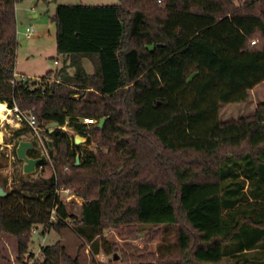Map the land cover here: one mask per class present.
Listing matches in <instances>:
<instances>
[{
    "label": "trees",
    "instance_id": "trees-1",
    "mask_svg": "<svg viewBox=\"0 0 264 264\" xmlns=\"http://www.w3.org/2000/svg\"><path fill=\"white\" fill-rule=\"evenodd\" d=\"M18 1L0 0V102L33 110L52 141L44 156L29 138L39 173L19 168L0 196V232L17 238L18 253L39 227L70 226L93 243L108 226L135 238L147 226L177 225L176 240L145 255L130 244L103 242L102 250L111 264H264V102L218 117L221 103L245 101L264 81V0L59 4L61 67L11 82ZM51 122L59 127L49 132ZM28 132L26 124L10 139ZM76 133L87 141L74 144ZM61 185L81 197L79 214L58 197ZM53 208L71 224L52 222ZM40 251L45 263L79 264L58 244Z\"/></svg>",
    "mask_w": 264,
    "mask_h": 264
},
{
    "label": "rangeland",
    "instance_id": "rangeland-1",
    "mask_svg": "<svg viewBox=\"0 0 264 264\" xmlns=\"http://www.w3.org/2000/svg\"><path fill=\"white\" fill-rule=\"evenodd\" d=\"M242 0H236L241 2ZM118 0H20L15 6L16 29L18 46L16 50L15 71L20 75L29 76L36 80L46 76L48 70H58L62 65V56L57 53L55 40V23L52 16L56 5L69 4H111ZM27 27H33L34 33L26 37ZM87 70L90 66L86 65ZM25 73V74H24ZM77 97V95H76ZM264 102V81L249 90L248 98L243 102H228L219 105L218 117L220 120H229L254 111L259 103ZM6 104V103H5ZM25 121H18L15 113L8 108L0 110V181L4 183L6 190H11L16 180L18 170L22 167V161H17L13 155V148L18 139H10L14 129L25 126ZM65 130L69 131L67 127ZM31 137L30 132L23 136L25 140ZM88 147V145H87ZM95 150V143L89 147ZM50 168L44 169L43 175L50 173ZM39 171L34 173L36 175ZM70 188V187H69ZM73 192V189L71 188ZM74 193V192H73ZM62 199L69 212L79 214L81 197L66 199L62 193ZM167 224L164 225L166 228ZM165 231L161 227L147 226L140 231L135 238L122 235L121 226H108L96 237V241L89 243L80 237L70 226L55 227L51 225L44 233L37 228L31 233V241L24 254L18 253L17 238L11 234L0 232V264H49L45 263L40 251V245L58 244L63 246L71 257L78 256L79 264H111L112 253L102 250L103 242L108 244H130L137 247L138 254H146L149 250H156L158 244L176 240L177 225H170ZM152 230V231H151ZM96 251L95 248H97ZM143 258V259H142ZM146 260L147 257H141ZM53 264V263H52ZM56 264H67L60 261Z\"/></svg>",
    "mask_w": 264,
    "mask_h": 264
},
{
    "label": "built area",
    "instance_id": "built-area-1",
    "mask_svg": "<svg viewBox=\"0 0 264 264\" xmlns=\"http://www.w3.org/2000/svg\"><path fill=\"white\" fill-rule=\"evenodd\" d=\"M33 33H34L33 27H27L26 28V30H25L26 37L32 36ZM252 43H255V40H253ZM24 77H25L24 75L18 76V74L15 71L11 82H15V80H17L19 78L24 79ZM11 110L15 113L16 119L18 121H20V122L25 121L26 124L31 128V130H32L31 136L37 138L38 148H39L40 154L44 155V156H48L46 142L41 135V127L37 123L36 115L33 113V110H28V111L22 112L18 109V107L16 105H14L13 108H11ZM82 122L88 125V124H92V123L97 122V120L94 118L84 117L82 119ZM63 128L65 129V127H63ZM56 193H57L59 198L62 197V193H65L67 200H69L70 198H75V194L71 191V188L63 186V185L57 187ZM50 220L52 222L59 223V224L63 223V222H67L68 224H71V221L69 222L66 219L60 218V216L57 214L56 208H53L51 210ZM35 230L36 229H33V231H35Z\"/></svg>",
    "mask_w": 264,
    "mask_h": 264
},
{
    "label": "water",
    "instance_id": "water-1",
    "mask_svg": "<svg viewBox=\"0 0 264 264\" xmlns=\"http://www.w3.org/2000/svg\"><path fill=\"white\" fill-rule=\"evenodd\" d=\"M105 121V117H102L98 121V126H102V124ZM56 127H59L58 123L51 122L47 124V128L49 129V132H52ZM74 144H83L87 141V137L84 135H80L78 133L74 134L73 136ZM46 142L49 147L52 146V141L47 138ZM34 147L32 140H19L16 147H15V153L16 157L22 161V173L25 175L33 174L37 170V164L42 160L41 156L33 157L28 155V150L32 149ZM79 162V156H76V164ZM7 193L6 188L0 181V196H4Z\"/></svg>",
    "mask_w": 264,
    "mask_h": 264
},
{
    "label": "bare ground",
    "instance_id": "bare-ground-1",
    "mask_svg": "<svg viewBox=\"0 0 264 264\" xmlns=\"http://www.w3.org/2000/svg\"><path fill=\"white\" fill-rule=\"evenodd\" d=\"M6 104L4 102H0V110H5Z\"/></svg>",
    "mask_w": 264,
    "mask_h": 264
},
{
    "label": "crops",
    "instance_id": "crops-1",
    "mask_svg": "<svg viewBox=\"0 0 264 264\" xmlns=\"http://www.w3.org/2000/svg\"><path fill=\"white\" fill-rule=\"evenodd\" d=\"M25 74V73H24ZM28 76V75H27ZM88 147H89V145H88Z\"/></svg>",
    "mask_w": 264,
    "mask_h": 264
}]
</instances>
